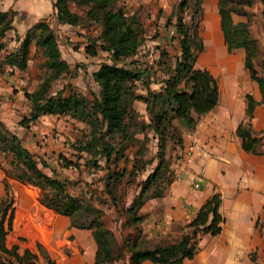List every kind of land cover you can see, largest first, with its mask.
<instances>
[{
  "label": "trees",
  "instance_id": "16d2710c",
  "mask_svg": "<svg viewBox=\"0 0 264 264\" xmlns=\"http://www.w3.org/2000/svg\"><path fill=\"white\" fill-rule=\"evenodd\" d=\"M203 1L178 0L173 6L166 26L174 28L171 39L177 40L179 54L173 63L166 60L157 63L158 67L164 68L161 77L153 66H142L134 58L144 40L143 25L139 17L129 13L119 0H55L53 13L57 23L71 26L96 23L100 26L97 36L85 45V51L90 55H97L99 50L107 53V60L101 61L92 72L98 90L91 92V97L77 91L70 83L53 88L58 79L74 69L62 56L56 31L47 18L29 27L23 36L15 34L17 44L10 47L6 36L14 29L15 10L0 6V72L8 68L9 73L26 69L33 43L42 56L43 75L33 90L24 88L30 111L19 121L20 125L29 126L42 114L69 115L84 123V133L75 143L80 153L78 158H84L86 165L106 169L104 190L114 203L117 202L115 189L126 174L130 176L126 181L132 183L138 173L153 162L154 157L144 160L143 156L149 150L150 138L156 139V164L141 180L138 192L125 208L128 218L135 224L132 238L123 242L128 247V264H144L145 260L153 264H180L184 258L193 257L200 234H217L221 229L220 196L217 193L202 205L196 217L186 224V230L174 241L145 244L141 242L143 230L138 227V222L141 224L144 219L140 211L142 205L149 198L163 196L174 179L170 166L172 155L167 153L182 148V126L194 128L200 116L213 109L219 100L216 76L195 65L204 47L200 35ZM253 3L254 0H218L217 7L228 50L235 46L245 48V67L251 78L258 82L264 101V77L258 75L253 62L257 40L250 31V17L238 22L232 18V14L248 15V8ZM186 14H189V21ZM160 54L164 59L169 57L164 49H160ZM247 99L248 119L238 125L236 132L245 151L263 153L264 131L261 134L252 131L253 101L250 95ZM135 100L145 103L146 119L141 118L135 108ZM129 147L133 148L131 168L118 164L122 158L128 161L126 149ZM0 157L7 158L9 165L18 172L17 176L5 174L2 179L0 264H58L40 243L38 250H20L18 244H6V235L12 229L14 218L11 178L42 189L48 208L68 216L73 227L91 230L97 243L95 264L121 257L114 253L115 237L103 221V209L70 193L67 179L58 178L54 169L50 168L51 172H48L46 160L31 152L1 116ZM99 159L104 160L103 165ZM64 161L66 165L73 164L72 160L64 158Z\"/></svg>",
  "mask_w": 264,
  "mask_h": 264
},
{
  "label": "crops",
  "instance_id": "0c3cea01",
  "mask_svg": "<svg viewBox=\"0 0 264 264\" xmlns=\"http://www.w3.org/2000/svg\"><path fill=\"white\" fill-rule=\"evenodd\" d=\"M54 1L0 0L1 8L15 10L12 22L14 29L8 31L6 36L10 47L17 44L15 34L23 36L29 27L45 18V15L53 13ZM22 13L24 17H21ZM211 30L216 31L213 28ZM222 35L224 39V34ZM220 38L222 41L221 33ZM208 43V61H200L207 63L206 69L218 80V103L200 116L194 128L182 127L183 146L174 149L175 159L170 165L174 179L168 184L163 196L149 198L142 205V230L146 238H151L154 242L174 241L186 230V224L196 217L202 205L217 193L220 196L218 212L222 216L220 231L217 234H200L197 251L193 257L184 258L180 264H264V152L245 151L236 132L238 125L248 119L247 95L253 101L252 131L254 134L264 131L263 94L258 82L251 78L245 67V48L238 47L229 51L228 46L224 48L218 40L216 44H212L210 40ZM35 51L33 43L26 69H15L13 73H9L8 68L0 72V116L18 133L22 142L23 135L26 134L25 140L31 141L34 149L36 141L62 121L68 125L72 121L84 126V123L69 115L58 114H42L29 126L19 124L30 111L24 88L31 91L35 87L30 89L24 82L28 77L25 71ZM23 73H26L24 78L20 77ZM18 81L24 83L22 87L18 86ZM139 102L146 113L142 100L134 101L135 108L139 111ZM62 128L60 127L56 138L49 137L46 144L37 146L38 154L44 158L60 154L66 139L61 132ZM152 139L156 141L155 138ZM32 148L28 149L34 153L36 150ZM155 149L153 165L156 164L157 142ZM132 151V147L126 149L130 160L129 165L125 163L127 168H131L133 164ZM195 181L199 182V186H194ZM3 192L4 188L0 189V195ZM10 232L6 235V244H18L16 240L9 243ZM80 233L87 238L84 242L86 254L83 257L76 255L72 258L74 261H67L66 264H90L95 259L94 241L87 233ZM144 264L153 263L145 260Z\"/></svg>",
  "mask_w": 264,
  "mask_h": 264
},
{
  "label": "rangeland",
  "instance_id": "374dc122",
  "mask_svg": "<svg viewBox=\"0 0 264 264\" xmlns=\"http://www.w3.org/2000/svg\"><path fill=\"white\" fill-rule=\"evenodd\" d=\"M177 1L178 0H119V3L124 6L129 13H135L139 17L143 25L144 40L134 58L137 59L139 63H142V66H153L157 70V74H160L161 77L164 75V68L162 66L158 67L157 63L163 60L173 63L175 57L179 54L177 40L171 39V35L174 34V28L172 25L166 26L167 19L171 15L172 8ZM217 1L218 0H204L202 4L203 13L200 20V35L204 47L198 54L195 62L198 68H206L207 66V63L201 62L200 59L208 61L206 56L207 51L208 54L210 52L208 35H213L215 33L214 30H211L212 28L214 29V26H212L214 16H216L217 21L216 27L218 30L219 44H223L224 48H226V45L228 46L226 41L224 42L222 35L223 31L221 28ZM263 1L264 0H254L253 5L248 8V15L234 14L233 18L234 22H238L245 21L250 17V31L257 40V48L253 51V62L258 75L262 77H264ZM21 17H24V13L21 14ZM44 17L47 18L55 29L62 55L74 69L72 73H68L58 79L54 83L53 88L57 89L65 83H70L77 91L91 97V92L98 90V86L93 80L92 72L99 66L101 61L107 60V53L99 50L97 55H90L85 51V45L90 42L93 37L97 36L100 26L96 23L81 24L78 26L59 24L56 22L54 13H49ZM173 19L175 18L173 17ZM186 19L189 21V14H186ZM216 43L217 40L212 44ZM235 48L238 47L235 46ZM160 49H164L168 52L169 57L167 59H164L160 54ZM41 62V53L36 50L32 56L28 69L25 71L28 77L24 83L30 89L37 85L40 77L44 73ZM25 74L23 76L20 75V77L24 78ZM18 82V86L22 87L24 83ZM152 86L157 87L158 85L152 84ZM138 108L141 118L146 119L144 107H142L140 102L138 103ZM62 118L65 117L62 116ZM69 122V125L64 124L62 121L60 125L51 127L49 133L44 134L43 138L36 141L35 149L34 147L32 148L34 145L31 144V141L27 142V140H25L26 134L23 135V144L28 146L29 149L32 148L36 150L34 153L46 160L49 165L46 169L48 172L54 169L58 178L67 179V189L70 193L79 195L86 201H90L92 204L103 209V221L114 233V253L115 255L119 254L121 257L111 262H100L99 264H128V247L127 245H123V242L133 235L135 224L128 218L125 208L130 205L132 198L139 190V183L151 171L154 163H149L145 170L139 172L138 177H136L135 181H132V183L131 181H126L130 179V176L126 174L122 183L115 189L117 202L114 203L104 190L105 182L103 176L106 169H97L92 167V165H86L84 158H78L80 153L75 143L77 142L76 139L83 135L85 126L72 121ZM60 127H63V131L61 132L64 133L66 138L65 141H63L60 154L53 155L54 157L49 155L44 158L43 155L38 154L37 146L46 144L49 137L53 139L56 138V134L60 132ZM148 147L149 150L146 151L143 156L144 160L154 157L156 141H154L152 137L148 142ZM174 154V150L168 151L167 153L168 156L172 155L171 161L175 159ZM64 158L72 160L73 164L66 165ZM0 160L2 161V168L0 167V189L3 190L2 179L4 175L17 176L18 172L9 165L7 158L0 157ZM99 162L103 165L104 160L99 159ZM125 163L129 165L130 160L126 161L122 158L118 162L120 166H124ZM9 182L14 197L15 210L13 229L8 236L9 243L16 240L20 250L23 249L21 248L23 246H27V248L31 250H38L37 244L40 243L59 264H66L67 261H74L72 258L76 255L83 257L86 254L87 249L85 248L84 242L87 238L80 232L87 233L88 237L92 238L94 241V251L97 249V243L90 229L73 227L70 224L68 216L53 211L43 203L44 191L42 189L26 181L15 178L9 179ZM138 227L142 228L140 222H138ZM141 242L148 244L154 243V240L146 238V234H144V236H141ZM90 264H95L94 258Z\"/></svg>",
  "mask_w": 264,
  "mask_h": 264
},
{
  "label": "bare ground",
  "instance_id": "6f19581e",
  "mask_svg": "<svg viewBox=\"0 0 264 264\" xmlns=\"http://www.w3.org/2000/svg\"><path fill=\"white\" fill-rule=\"evenodd\" d=\"M216 23H217V21H216V16H214V18H213V23H212V26H214V29L216 30L215 31V33L213 34V35H211V34H209L208 35V39L212 42V43H214L216 40H218V30H217V27H216ZM46 213V212H45ZM25 216V215H24ZM47 216H49V215H47ZM40 224V223H39Z\"/></svg>",
  "mask_w": 264,
  "mask_h": 264
},
{
  "label": "built area",
  "instance_id": "2783aa9c",
  "mask_svg": "<svg viewBox=\"0 0 264 264\" xmlns=\"http://www.w3.org/2000/svg\"><path fill=\"white\" fill-rule=\"evenodd\" d=\"M194 186H199V182L195 181Z\"/></svg>",
  "mask_w": 264,
  "mask_h": 264
},
{
  "label": "water",
  "instance_id": "95a60500",
  "mask_svg": "<svg viewBox=\"0 0 264 264\" xmlns=\"http://www.w3.org/2000/svg\"><path fill=\"white\" fill-rule=\"evenodd\" d=\"M263 64H264V58H263Z\"/></svg>",
  "mask_w": 264,
  "mask_h": 264
}]
</instances>
